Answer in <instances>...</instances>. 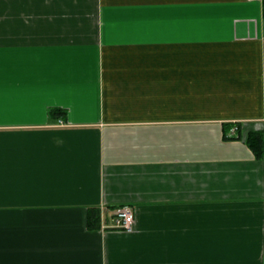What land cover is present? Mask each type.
<instances>
[{"label":"crops","instance_id":"crops-1","mask_svg":"<svg viewBox=\"0 0 264 264\" xmlns=\"http://www.w3.org/2000/svg\"><path fill=\"white\" fill-rule=\"evenodd\" d=\"M0 264H264L263 0H0Z\"/></svg>","mask_w":264,"mask_h":264},{"label":"trees","instance_id":"trees-1","mask_svg":"<svg viewBox=\"0 0 264 264\" xmlns=\"http://www.w3.org/2000/svg\"><path fill=\"white\" fill-rule=\"evenodd\" d=\"M55 112H58V110H55ZM236 129H238V126H236ZM245 142L256 156H260L262 154V137L260 132L253 131L248 133ZM87 225L90 228L99 226V212L96 209H91L88 212Z\"/></svg>","mask_w":264,"mask_h":264},{"label":"built area","instance_id":"built-area-1","mask_svg":"<svg viewBox=\"0 0 264 264\" xmlns=\"http://www.w3.org/2000/svg\"><path fill=\"white\" fill-rule=\"evenodd\" d=\"M135 224V211L131 205L124 204L116 208L114 213V227L131 232Z\"/></svg>","mask_w":264,"mask_h":264}]
</instances>
